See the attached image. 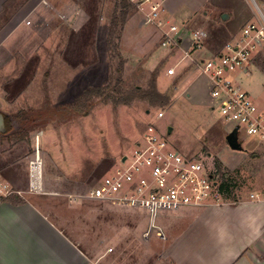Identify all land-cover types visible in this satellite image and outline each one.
<instances>
[{
	"label": "rangeland",
	"instance_id": "obj_1",
	"mask_svg": "<svg viewBox=\"0 0 264 264\" xmlns=\"http://www.w3.org/2000/svg\"><path fill=\"white\" fill-rule=\"evenodd\" d=\"M32 1L0 3V112L6 123L9 119L10 126L8 133L0 134V172L11 175L15 187L26 192L31 163L41 162L44 172L43 190L26 194L25 200L48 194L49 189H61L60 196L68 200L72 189L75 199L87 204L91 189L132 153L150 125L167 134L175 151L204 160L221 185L226 180V202L244 201L261 189L264 147L255 138L242 136L244 151L230 148L227 136L235 125L224 122L211 97L209 77L201 75L193 62L211 58L212 53L237 42L247 24L259 22V10L251 0H168L163 17L184 31L182 41L172 46L164 42L167 28L163 31L147 23L149 6L139 7L128 0L133 5L130 14L141 11L146 15L142 27L130 23L128 36L132 40L128 39L127 44L131 46L125 50L124 29L114 37L110 35L119 0H80L79 8L88 11L91 18L81 27L85 32L74 34L67 27H72L74 21L61 23L64 26L51 33L50 28L58 25L55 15L46 27L35 28L33 19L39 20L35 16L29 24V11L24 9ZM257 4L264 14V0H257ZM224 16L228 18L224 20ZM189 30L208 34L203 49L192 51ZM260 54H264V45L255 53L249 72L238 71L231 78L264 112V71L256 61ZM169 69L175 73L169 75ZM154 72L158 73L159 91L172 98L168 106L137 100L115 108L112 103L96 99L87 114L75 107L88 88H113L117 82L126 90L146 88ZM160 112L164 113L161 119ZM169 128L173 129L171 135ZM108 203L111 205L90 204L89 209L92 226L98 218L117 225L120 221L116 232L117 227H108L111 230L105 244L113 249L111 263H158L152 250L162 256L161 242L167 232L157 222L166 212L152 216L127 204ZM142 210L150 214L157 228L151 229Z\"/></svg>",
	"mask_w": 264,
	"mask_h": 264
},
{
	"label": "crops",
	"instance_id": "obj_2",
	"mask_svg": "<svg viewBox=\"0 0 264 264\" xmlns=\"http://www.w3.org/2000/svg\"><path fill=\"white\" fill-rule=\"evenodd\" d=\"M5 1L0 0V3ZM79 1L34 0L33 7L31 3L24 10L29 11V24L32 23L31 16L39 19L38 22L33 19L35 28L46 27L48 19L57 16L58 25L50 28L51 33L58 32V26H64L61 23L74 21L72 27L67 25L74 34L85 32L81 27L91 18L88 11L79 8ZM144 15L146 13L141 11L129 15L122 37L124 50L131 46L127 44L128 39L132 40L128 36L130 23L142 27L145 25ZM3 177L15 186L11 175L4 174ZM42 177L44 182L43 168ZM30 179L31 168L29 182ZM49 191L0 206V264H112L113 249L106 247L105 242L109 239V225L116 228L120 221L117 225L98 218L92 226V209H89L90 204L95 207V203H111L88 199L85 204L75 199L72 189L68 191V200L60 196L61 189ZM251 194H258L259 198L251 199ZM251 194L241 202H226L225 198L219 206L183 207L173 213L165 211L158 219L160 222L156 221L157 226L167 233H164V240L161 239L162 256L152 250L153 256L158 257L155 264H264V185ZM142 212L148 216L151 229L157 228L155 221L150 220V214Z\"/></svg>",
	"mask_w": 264,
	"mask_h": 264
},
{
	"label": "built area",
	"instance_id": "obj_3",
	"mask_svg": "<svg viewBox=\"0 0 264 264\" xmlns=\"http://www.w3.org/2000/svg\"><path fill=\"white\" fill-rule=\"evenodd\" d=\"M130 1L139 7L148 5V22L159 30L167 28L165 44L172 46L182 41L180 28L163 17L168 0ZM251 1L259 10V22L247 24L237 42L227 44L211 58L193 62L201 75L209 77L210 94L217 102L224 122L238 128L240 141L242 136L253 137L264 147V112L231 78V74L238 71L248 73L255 53L264 45V14L257 0ZM189 34L192 51L203 49L208 34L203 30H193ZM174 73V69H169V75ZM163 117L164 113L160 112L159 119ZM124 157L99 186L91 189L87 195L89 199L126 203L146 210L152 216L183 207L219 206L225 201L216 172L201 158L175 151L167 134L155 125L149 126L132 153ZM42 178L41 162L38 161L31 163L29 192L18 189L0 173V206L17 198L25 200L28 193L39 194L43 190ZM258 198V194H251V199Z\"/></svg>",
	"mask_w": 264,
	"mask_h": 264
},
{
	"label": "trees",
	"instance_id": "obj_4",
	"mask_svg": "<svg viewBox=\"0 0 264 264\" xmlns=\"http://www.w3.org/2000/svg\"><path fill=\"white\" fill-rule=\"evenodd\" d=\"M131 9H133V5L128 0H119V4L116 6L115 14L112 20L111 26V33L110 35L114 37L118 30H123L128 15L130 14ZM3 15H5L3 13ZM121 33V31H120ZM118 38L121 39V34L118 35ZM112 38H110V47H112ZM257 64L260 66L264 71V54H260L257 59ZM124 63V62H123ZM123 63H121L123 68ZM157 77L158 73L154 72L152 74L151 81L148 84V87L143 88L140 86H135L132 89L126 90L123 88L120 82H117L113 88L112 86L108 87H92L88 88L78 99L75 103V107L78 108L77 110H83L84 113H88L93 106V102L96 99H100L104 101L106 104L112 103L115 108L125 105L129 106L133 104L135 101H145L152 106H168L172 103V98L169 95L162 94L157 86ZM7 127L10 129L9 126V119H7ZM3 139V138H1ZM226 188L229 190V186L227 185L226 180H224L221 191L227 197ZM13 201V200H12ZM22 200H16L14 202H18Z\"/></svg>",
	"mask_w": 264,
	"mask_h": 264
},
{
	"label": "water",
	"instance_id": "obj_5",
	"mask_svg": "<svg viewBox=\"0 0 264 264\" xmlns=\"http://www.w3.org/2000/svg\"><path fill=\"white\" fill-rule=\"evenodd\" d=\"M228 16H224V20H226ZM172 128H169L168 135L172 134ZM7 124L6 118L3 113L0 112V134H6L7 132ZM227 141L231 149L235 151H244V147L242 142L239 139L238 128H235L232 132H230L227 136ZM126 161V157L123 158V162Z\"/></svg>",
	"mask_w": 264,
	"mask_h": 264
}]
</instances>
